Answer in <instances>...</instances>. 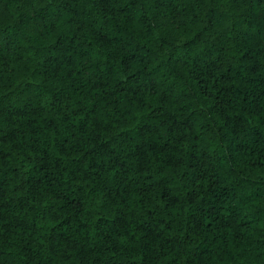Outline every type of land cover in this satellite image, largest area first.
Instances as JSON below:
<instances>
[{
    "label": "trees",
    "instance_id": "1",
    "mask_svg": "<svg viewBox=\"0 0 264 264\" xmlns=\"http://www.w3.org/2000/svg\"><path fill=\"white\" fill-rule=\"evenodd\" d=\"M0 264H264V0H0Z\"/></svg>",
    "mask_w": 264,
    "mask_h": 264
}]
</instances>
